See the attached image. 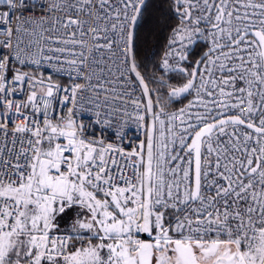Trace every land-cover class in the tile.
Instances as JSON below:
<instances>
[{"label": "snow or ice", "instance_id": "1", "mask_svg": "<svg viewBox=\"0 0 264 264\" xmlns=\"http://www.w3.org/2000/svg\"><path fill=\"white\" fill-rule=\"evenodd\" d=\"M0 264H264V0H0Z\"/></svg>", "mask_w": 264, "mask_h": 264}]
</instances>
